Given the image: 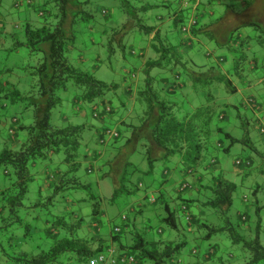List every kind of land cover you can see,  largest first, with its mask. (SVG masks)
<instances>
[{
  "label": "clouds",
  "instance_id": "1",
  "mask_svg": "<svg viewBox=\"0 0 264 264\" xmlns=\"http://www.w3.org/2000/svg\"><path fill=\"white\" fill-rule=\"evenodd\" d=\"M0 264H264V0H0Z\"/></svg>",
  "mask_w": 264,
  "mask_h": 264
}]
</instances>
